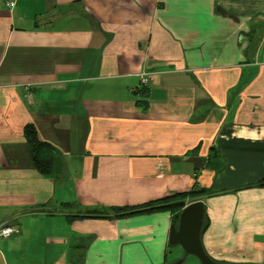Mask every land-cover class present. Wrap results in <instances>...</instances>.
I'll list each match as a JSON object with an SVG mask.
<instances>
[{"label":"crops","instance_id":"0c3cea01","mask_svg":"<svg viewBox=\"0 0 264 264\" xmlns=\"http://www.w3.org/2000/svg\"><path fill=\"white\" fill-rule=\"evenodd\" d=\"M262 178L264 0H0V264H172L199 200L211 258L264 264Z\"/></svg>","mask_w":264,"mask_h":264},{"label":"water","instance_id":"95a60500","mask_svg":"<svg viewBox=\"0 0 264 264\" xmlns=\"http://www.w3.org/2000/svg\"><path fill=\"white\" fill-rule=\"evenodd\" d=\"M205 212V203L201 200L183 208L178 225L172 224L170 243L181 245L186 255L196 256L201 264H237L217 262L207 254L202 242Z\"/></svg>","mask_w":264,"mask_h":264},{"label":"trees","instance_id":"16d2710c","mask_svg":"<svg viewBox=\"0 0 264 264\" xmlns=\"http://www.w3.org/2000/svg\"><path fill=\"white\" fill-rule=\"evenodd\" d=\"M137 94L140 95V100L139 103L142 105L147 104V88L144 87L140 89ZM25 137L28 140V142L31 145L33 157H34V162L36 168L42 173V174H48L54 172L57 167L59 166L58 164V157L56 155V151L48 144L45 142H42L39 139L37 129L35 125L29 123L25 126ZM259 185H264V178L259 180L257 183ZM151 203H145L137 207H132V208H113L117 214L116 215H121L124 214L126 210H129L130 213H138L142 211H149L153 209L156 206H150ZM178 223V222H177ZM206 226V212H205V220H204V225H203V230Z\"/></svg>","mask_w":264,"mask_h":264},{"label":"rangeland","instance_id":"374dc122","mask_svg":"<svg viewBox=\"0 0 264 264\" xmlns=\"http://www.w3.org/2000/svg\"><path fill=\"white\" fill-rule=\"evenodd\" d=\"M173 250L172 264H201L199 259L194 255H186L185 250L180 245L171 247ZM180 255V256H179Z\"/></svg>","mask_w":264,"mask_h":264},{"label":"built area","instance_id":"2783aa9c","mask_svg":"<svg viewBox=\"0 0 264 264\" xmlns=\"http://www.w3.org/2000/svg\"><path fill=\"white\" fill-rule=\"evenodd\" d=\"M7 5L12 6L13 4H12V2L9 1V2H7ZM148 83H149V78L147 76H143L142 77V84L147 85ZM17 232H18V229L14 225H10L7 223L0 225V239L1 238H8Z\"/></svg>","mask_w":264,"mask_h":264}]
</instances>
